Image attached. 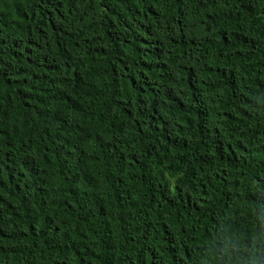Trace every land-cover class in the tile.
<instances>
[{
	"label": "trees",
	"instance_id": "1",
	"mask_svg": "<svg viewBox=\"0 0 264 264\" xmlns=\"http://www.w3.org/2000/svg\"><path fill=\"white\" fill-rule=\"evenodd\" d=\"M0 264H264V0H0Z\"/></svg>",
	"mask_w": 264,
	"mask_h": 264
}]
</instances>
